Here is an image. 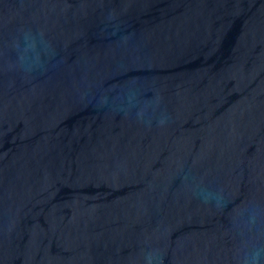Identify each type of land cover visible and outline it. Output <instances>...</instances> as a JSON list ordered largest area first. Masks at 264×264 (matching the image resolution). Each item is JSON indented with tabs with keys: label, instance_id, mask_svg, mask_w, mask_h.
Segmentation results:
<instances>
[{
	"label": "water",
	"instance_id": "obj_1",
	"mask_svg": "<svg viewBox=\"0 0 264 264\" xmlns=\"http://www.w3.org/2000/svg\"><path fill=\"white\" fill-rule=\"evenodd\" d=\"M0 264H264V0H0Z\"/></svg>",
	"mask_w": 264,
	"mask_h": 264
}]
</instances>
